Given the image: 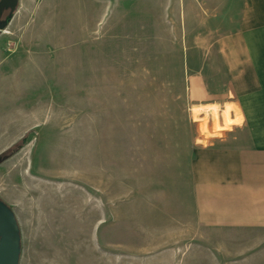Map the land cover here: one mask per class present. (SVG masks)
<instances>
[{"label":"rangeland","instance_id":"rangeland-1","mask_svg":"<svg viewBox=\"0 0 264 264\" xmlns=\"http://www.w3.org/2000/svg\"><path fill=\"white\" fill-rule=\"evenodd\" d=\"M188 2L20 0L0 32V72L19 76L29 115L4 152L0 133L20 264H264V227L199 220L193 164L233 130V76ZM204 105L218 106L206 133Z\"/></svg>","mask_w":264,"mask_h":264},{"label":"crops","instance_id":"crops-1","mask_svg":"<svg viewBox=\"0 0 264 264\" xmlns=\"http://www.w3.org/2000/svg\"><path fill=\"white\" fill-rule=\"evenodd\" d=\"M196 1L203 24L217 29L219 58L233 76V100L220 112L223 117L234 106L231 117H241L194 161L199 220L208 227H264V0H189L187 20L198 10ZM18 77L0 72V133L8 140L0 143L2 152L29 130V115L22 119L17 106Z\"/></svg>","mask_w":264,"mask_h":264},{"label":"water","instance_id":"water-1","mask_svg":"<svg viewBox=\"0 0 264 264\" xmlns=\"http://www.w3.org/2000/svg\"><path fill=\"white\" fill-rule=\"evenodd\" d=\"M20 0H0V32L14 19ZM21 232L14 211L0 200V264H20Z\"/></svg>","mask_w":264,"mask_h":264},{"label":"bare ground","instance_id":"bare-ground-1","mask_svg":"<svg viewBox=\"0 0 264 264\" xmlns=\"http://www.w3.org/2000/svg\"><path fill=\"white\" fill-rule=\"evenodd\" d=\"M236 109V107H234V106H227L226 107V111H225V117H226V124L227 125H231L234 121H236V120H238V119H240L241 117H239V118H237V119H233L232 117H231V112L233 111V110H235ZM193 113H194V115H195V117H197L196 119H199V120H202V124H201V127L203 128V131L206 133L208 130H207V124H206V120H205V118H201V115L204 113V112H207V113H209V112H212V114H214L215 116H216V118H217V115H218V106H211V107H208V108H194L193 110ZM211 114V113H210ZM198 117H200V118H198ZM216 121V120H215ZM218 123V122H217ZM225 124V125H226ZM223 128V126L222 127H219L217 130L218 131H221V129ZM207 130V131H206ZM213 136V135H212Z\"/></svg>","mask_w":264,"mask_h":264},{"label":"trees","instance_id":"trees-1","mask_svg":"<svg viewBox=\"0 0 264 264\" xmlns=\"http://www.w3.org/2000/svg\"><path fill=\"white\" fill-rule=\"evenodd\" d=\"M10 155H11L10 152L1 155V156H0V163H1L6 157H8V156H10Z\"/></svg>","mask_w":264,"mask_h":264}]
</instances>
